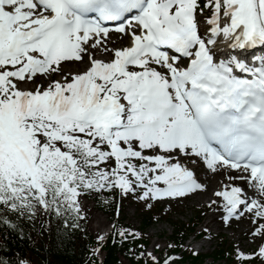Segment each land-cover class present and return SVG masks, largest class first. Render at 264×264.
<instances>
[{
  "label": "snow or ice",
  "instance_id": "snow-or-ice-1",
  "mask_svg": "<svg viewBox=\"0 0 264 264\" xmlns=\"http://www.w3.org/2000/svg\"><path fill=\"white\" fill-rule=\"evenodd\" d=\"M257 47L264 0H0V223L40 209L83 219L79 197L91 191L149 207L186 199L207 191L203 168L227 176L207 206L225 225H250L256 248L238 241L236 264H264Z\"/></svg>",
  "mask_w": 264,
  "mask_h": 264
},
{
  "label": "trees",
  "instance_id": "trees-1",
  "mask_svg": "<svg viewBox=\"0 0 264 264\" xmlns=\"http://www.w3.org/2000/svg\"><path fill=\"white\" fill-rule=\"evenodd\" d=\"M13 219L14 228L0 223V264H8L18 258H23L29 264H100L95 258L94 249L105 251L102 264H123L120 258L127 260L128 264H146L132 255L130 249L136 242L126 243L117 239L97 248L99 242L87 234L84 220L57 216L43 209L40 215L36 213L31 218ZM142 221L144 227L149 224L147 217H143ZM173 224L175 227L181 225L183 230L189 229H185L183 224ZM214 257L220 259L225 256L220 251ZM184 261L204 264V257L188 254L184 255Z\"/></svg>",
  "mask_w": 264,
  "mask_h": 264
},
{
  "label": "rangeland",
  "instance_id": "rangeland-1",
  "mask_svg": "<svg viewBox=\"0 0 264 264\" xmlns=\"http://www.w3.org/2000/svg\"><path fill=\"white\" fill-rule=\"evenodd\" d=\"M218 187L217 185H207V191H205V194L209 190H216ZM195 195H190L186 199H175L170 201H163L160 202V205L164 207L163 209V220L160 223L152 224L150 228L145 230L146 236L150 238L149 245L146 247L145 251H150L153 253L155 250V253L157 254L159 251H161L162 248L166 246L165 244V237H168L171 233V225L166 222V217L171 216L172 220H178L181 222L187 221L191 219L195 215V210L198 208H205L208 205L209 199H214L213 196H206V198L201 199L202 202L198 203L197 200H195ZM80 205H86L87 209L85 210L82 205V211L84 215L88 218V224L87 228L91 235L95 236L96 238L101 237L102 239H105V232L109 230V220L107 215L101 216L94 208L93 205L90 203V201L86 200L85 198H81L79 201ZM217 211H215V206L212 207L210 212L207 214V217L203 221V224L201 227L207 228V232L212 236H207L202 239H200L196 244L192 242V238L189 237L186 241V244L190 246L193 250L199 251L200 254H208L210 253L216 246V243L218 242L214 238L219 235V233H224L227 237V240L230 244H233L234 247H236L237 242L239 241L240 246L245 250L249 251L256 248V243L252 241V239L248 236L247 237V230L250 227L248 224H244V222H232L231 225H225L224 222H220V220L217 219L218 214H216ZM91 214H95L96 216H100L104 219V226H100L97 231L92 230V218ZM216 214V215H215ZM122 217V221L126 226L131 227L132 229L138 231L139 230V219L140 215L138 214L137 209L135 208V205L129 201H126L121 209L120 213ZM208 222L210 223L208 225ZM199 229V228H198ZM246 236V237H245ZM203 245V246H202ZM158 246V247H157ZM154 254V253H153ZM103 253H98L97 257H102ZM207 260L206 262H209ZM124 264H126V260H123ZM176 264H187V263H179L176 262ZM218 264H223L222 261H220Z\"/></svg>",
  "mask_w": 264,
  "mask_h": 264
},
{
  "label": "bare ground",
  "instance_id": "bare-ground-1",
  "mask_svg": "<svg viewBox=\"0 0 264 264\" xmlns=\"http://www.w3.org/2000/svg\"><path fill=\"white\" fill-rule=\"evenodd\" d=\"M204 180L209 181V182L213 180L211 183L213 185H217V183H220V181H221V175L219 173H217V174H213V173L207 174L206 173ZM207 195L212 196L211 191H208L206 194H200V193L196 194L195 200H197L198 203H200V202H202L201 199L206 198ZM82 207L85 210L87 209L86 205H82ZM99 214L101 216H103L100 212H99ZM90 216H91L92 222L94 224L91 226L92 230L97 231L101 225L104 226V219L103 218H101L100 216H96L95 214H91ZM208 224H210V223H208Z\"/></svg>",
  "mask_w": 264,
  "mask_h": 264
}]
</instances>
